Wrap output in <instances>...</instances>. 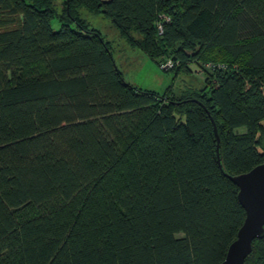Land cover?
I'll list each match as a JSON object with an SVG mask.
<instances>
[{"label": "trees", "instance_id": "obj_1", "mask_svg": "<svg viewBox=\"0 0 264 264\" xmlns=\"http://www.w3.org/2000/svg\"><path fill=\"white\" fill-rule=\"evenodd\" d=\"M54 1L0 0V264H221L246 212L214 124L227 174L264 163V0ZM83 8L199 87L126 82Z\"/></svg>", "mask_w": 264, "mask_h": 264}, {"label": "rangeland", "instance_id": "obj_2", "mask_svg": "<svg viewBox=\"0 0 264 264\" xmlns=\"http://www.w3.org/2000/svg\"><path fill=\"white\" fill-rule=\"evenodd\" d=\"M65 3L66 0L54 1V7L59 14H62L66 9ZM79 17L89 29L98 31L104 40L109 43L117 67L122 72L125 81L132 86L143 91H153L159 94H164L171 87L176 95L199 87L192 82L191 76L186 74L185 70L178 73L162 70L155 61L147 57L139 48L130 46L113 22L106 16L94 14L83 8L79 10ZM52 26L55 30L60 28L56 20L53 21ZM190 68L193 75L196 74L194 72L196 67L192 65ZM198 76H200V79H204L202 73L199 72ZM237 133L243 134L245 129H239Z\"/></svg>", "mask_w": 264, "mask_h": 264}, {"label": "water", "instance_id": "obj_3", "mask_svg": "<svg viewBox=\"0 0 264 264\" xmlns=\"http://www.w3.org/2000/svg\"><path fill=\"white\" fill-rule=\"evenodd\" d=\"M217 139L218 164L222 173L239 189L238 199L246 212V219L237 239L230 245L227 256L221 264H245L253 251L255 240L264 238V163L251 171L237 176L227 174L220 156L221 140L214 124Z\"/></svg>", "mask_w": 264, "mask_h": 264}, {"label": "built area", "instance_id": "obj_4", "mask_svg": "<svg viewBox=\"0 0 264 264\" xmlns=\"http://www.w3.org/2000/svg\"><path fill=\"white\" fill-rule=\"evenodd\" d=\"M166 20L168 21L169 19L166 18ZM159 30L162 33L163 28L162 26H159ZM196 68H194V72L196 73V75L200 73H202V75H204V73L206 72H212L214 73L216 71V69H224L225 67L223 65H213V64H203V65H194ZM174 67V62L172 60H167L166 62L162 63V65L160 66V68L162 70H170Z\"/></svg>", "mask_w": 264, "mask_h": 264}]
</instances>
